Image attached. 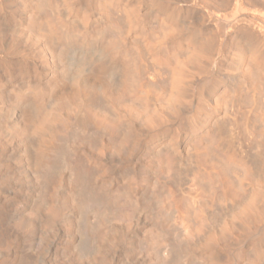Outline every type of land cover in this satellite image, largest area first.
Instances as JSON below:
<instances>
[{
	"label": "bare ground",
	"instance_id": "bare-ground-1",
	"mask_svg": "<svg viewBox=\"0 0 264 264\" xmlns=\"http://www.w3.org/2000/svg\"><path fill=\"white\" fill-rule=\"evenodd\" d=\"M0 264H264V0H0Z\"/></svg>",
	"mask_w": 264,
	"mask_h": 264
}]
</instances>
